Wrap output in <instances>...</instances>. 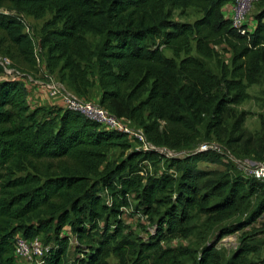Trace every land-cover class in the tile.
<instances>
[{"label":"trees","instance_id":"obj_1","mask_svg":"<svg viewBox=\"0 0 264 264\" xmlns=\"http://www.w3.org/2000/svg\"><path fill=\"white\" fill-rule=\"evenodd\" d=\"M231 1L0 0V55L20 70H33L38 61L25 17L50 15L41 29L43 62L50 72L60 69L71 91L91 100L98 82L99 103L143 128L157 146L189 150L201 139L203 124L208 141L215 137L232 146L243 138L244 115L233 106L264 81V9L254 30L242 33L223 13ZM190 8L201 16L192 23L175 20V10ZM86 34L100 43L93 46ZM219 46L231 55L229 63L219 58ZM204 58H217L220 74ZM1 74L0 67V264H18L19 232L55 244L42 264H67L72 236L79 250L73 264H110L112 255L118 264H185L186 248L162 242L189 234L193 210L218 221L235 219L225 234L251 226L264 213V180L199 167L220 161V153L169 158L178 176L152 174L145 163L161 161L160 154L130 150L125 133L77 111L32 108L24 82ZM115 148L128 151L119 163L108 160ZM255 152L264 162V145ZM132 199L148 215L159 203L167 206L158 233L147 239L123 233V208ZM66 226L70 235L62 234ZM248 251L244 246L220 263L205 250L198 264H264L251 262Z\"/></svg>","mask_w":264,"mask_h":264},{"label":"rangeland","instance_id":"obj_2","mask_svg":"<svg viewBox=\"0 0 264 264\" xmlns=\"http://www.w3.org/2000/svg\"><path fill=\"white\" fill-rule=\"evenodd\" d=\"M264 9V1L258 2L253 10L250 12L248 21L252 22L256 20V15ZM174 18L180 22H194L201 16V12L196 8H190L183 13L179 10H175ZM50 15L44 19H34L32 17H25V32H28L32 37L35 44L36 57L40 58L38 64L33 70H21L22 73H26V84L28 88L32 89L31 95H34V100L31 98V106L43 104L45 106H56L53 105L54 101L49 97L46 92V88L41 83L49 84L53 79L63 83L66 90L71 91V87L68 81L63 79V73L60 69H56L54 72L44 70V62L47 60V52L42 50L41 42V29L43 24ZM87 39L93 46L100 43L101 38L93 36L92 34H86ZM219 58L227 63L230 62L231 55L227 51H223L222 47L219 46ZM167 56H172L170 50L165 49ZM192 54L199 56L195 49ZM207 67L214 73L220 74V66L217 58H204L203 59ZM44 61V62H43ZM45 65V64H44ZM36 81L30 82L29 76ZM29 91V90H28ZM248 92L250 98L240 105L233 106L236 115H243V122L241 125L243 138L239 142L234 143L232 146H228L225 141H220L213 137L211 141L220 142L226 144L227 150L233 152V156L238 160L222 159L218 162L202 161L199 163V167L203 170H215V171H230L234 175L251 177L246 166L243 164L245 160L251 162H263L256 156L255 150L264 145V81L259 84H255L249 87ZM30 94V93H29ZM52 100V101H50ZM41 106V105H40ZM234 119L228 120L229 128L232 129ZM202 137L201 139L186 152L195 151L199 148L200 144L208 141L206 138V124L200 126ZM237 136V134H236ZM130 150H136L140 144L138 142H130ZM128 151H123L121 148L113 149L108 157L111 163H119L125 159ZM161 161L146 162L147 171L152 174H161L163 172L178 176L179 172L175 169L170 168V162L165 154L160 155ZM264 182V181H263ZM174 199V197H173ZM255 200L252 198L250 201ZM132 206L124 212L122 220L124 222L123 233L131 239L143 238L147 239L152 234H156L159 231L158 222L159 218L165 215L167 206L165 204H157L156 209L153 210L149 215L145 214L137 208L138 201L135 199L131 200ZM255 202L253 201V204ZM190 215L191 222L188 226L189 234L187 236H179L174 238L165 239L162 244L165 247H184L189 253V258L185 260V264H198L202 256L205 254V250L210 251L215 255L216 260L220 263L228 261L233 255L239 251L242 247L249 249L247 258L251 262H257L264 259V213L261 217L253 223L251 226L245 227L242 230H235L233 232L224 233V228L233 224V220L230 221H218L216 217H212L208 214L202 213L197 209L193 210ZM166 230L167 225H164ZM166 232V231H165ZM62 234H69V227H64ZM70 235V234H69ZM42 236V235H41ZM47 244L52 247L55 244L50 242L47 237H44ZM79 256V250L76 248L75 242H70V253L66 259L67 264L75 263L76 257ZM119 259L112 255L109 258L110 264H118Z\"/></svg>","mask_w":264,"mask_h":264},{"label":"built area","instance_id":"obj_3","mask_svg":"<svg viewBox=\"0 0 264 264\" xmlns=\"http://www.w3.org/2000/svg\"><path fill=\"white\" fill-rule=\"evenodd\" d=\"M259 0H233L232 8V25L242 33L246 32L247 21L250 12L253 10ZM37 61L40 58L37 57ZM45 64V63H44ZM43 64V66H45ZM0 67L2 68L1 77L4 79L22 81L26 83V73H22L20 69L15 67L12 60L4 55H0ZM28 75V74H27ZM29 76L30 82H36L31 75ZM49 84L41 83L45 86L46 92L52 100L62 98L63 108L77 111L97 122L101 127L107 130H115L125 133L129 139V142H138L140 144L138 150L154 151L158 154H165L168 158H183L187 154L198 151H213L220 153L224 159H230L238 161L233 153L226 149L225 145L215 141H205L200 144L199 148L195 151H174L163 146H157L148 140L143 128L137 126L132 121L118 117L110 112L106 107L99 102L87 100L73 91L65 89L63 83L51 79ZM26 87H28L25 84ZM53 105H56L55 103ZM57 106V105H56ZM249 171L251 177L259 180H264V162H251L245 160L243 163ZM144 174V173H142ZM110 201V200H108ZM130 207H124L123 212H126ZM124 214V213H123ZM77 241L71 240V243ZM51 247L46 243L42 236H37L34 239L26 238L22 233H18L14 242L15 256L18 264H42L45 261L46 256L49 254Z\"/></svg>","mask_w":264,"mask_h":264},{"label":"crops","instance_id":"obj_4","mask_svg":"<svg viewBox=\"0 0 264 264\" xmlns=\"http://www.w3.org/2000/svg\"><path fill=\"white\" fill-rule=\"evenodd\" d=\"M232 8H233V1H231V2H229V3H227L226 5H224L223 6V13H224V15H225V17L226 18H231V15H232ZM256 20H253L252 22H250V21H247V27H248V30L249 31H253L254 30V28L256 27ZM44 70L46 71L47 70V68L45 67L44 68ZM28 90H29V96H28V103L30 104V105H32L31 104V102H30V99L32 98L33 100H34V95H31V90L32 89H30V88H28ZM72 90V89H71ZM100 97H101V88H100V85H99V83L97 82L96 83V86L94 87V89H93V92H92V94H91V97H90V99L92 100V101H95V102H100ZM50 101H52V100H50ZM54 101V100H53ZM53 103H55L58 107H63V104H62V98L61 97H59V98H57ZM40 105H43V104H40ZM39 105V106H40ZM38 105H34V106H32V108H35V107H37ZM74 238L75 237H73L72 236V238H71V240H74ZM69 253H70V251H69ZM69 253H68V256H69Z\"/></svg>","mask_w":264,"mask_h":264}]
</instances>
